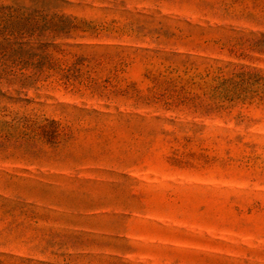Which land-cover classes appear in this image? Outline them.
<instances>
[{
	"label": "rangeland",
	"instance_id": "1",
	"mask_svg": "<svg viewBox=\"0 0 264 264\" xmlns=\"http://www.w3.org/2000/svg\"><path fill=\"white\" fill-rule=\"evenodd\" d=\"M0 264H264V0H0Z\"/></svg>",
	"mask_w": 264,
	"mask_h": 264
}]
</instances>
